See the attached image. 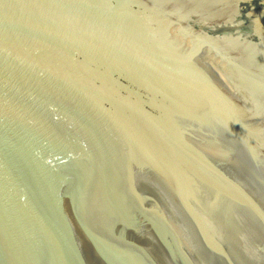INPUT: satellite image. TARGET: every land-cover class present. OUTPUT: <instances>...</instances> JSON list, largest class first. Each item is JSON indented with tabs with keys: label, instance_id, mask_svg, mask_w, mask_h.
I'll return each mask as SVG.
<instances>
[{
	"label": "water",
	"instance_id": "95a60500",
	"mask_svg": "<svg viewBox=\"0 0 264 264\" xmlns=\"http://www.w3.org/2000/svg\"><path fill=\"white\" fill-rule=\"evenodd\" d=\"M0 264H264V0H0Z\"/></svg>",
	"mask_w": 264,
	"mask_h": 264
}]
</instances>
